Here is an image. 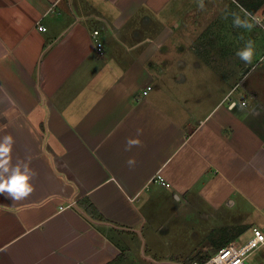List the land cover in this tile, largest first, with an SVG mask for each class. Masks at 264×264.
Here are the masks:
<instances>
[{
	"label": "crops",
	"instance_id": "0c3cea01",
	"mask_svg": "<svg viewBox=\"0 0 264 264\" xmlns=\"http://www.w3.org/2000/svg\"><path fill=\"white\" fill-rule=\"evenodd\" d=\"M193 29L225 43L207 49L223 62L217 95L180 97L156 80L176 71L170 40ZM256 31L264 0H0V138L37 174L26 199L0 194V264H161L150 248L171 204L174 227L192 215L210 248L264 232V101L235 94L251 74L228 53ZM129 138L139 144L126 150Z\"/></svg>",
	"mask_w": 264,
	"mask_h": 264
},
{
	"label": "rangeland",
	"instance_id": "374dc122",
	"mask_svg": "<svg viewBox=\"0 0 264 264\" xmlns=\"http://www.w3.org/2000/svg\"><path fill=\"white\" fill-rule=\"evenodd\" d=\"M233 11L239 12L236 6H233ZM243 12H245L246 14L245 9ZM238 18L242 22L249 21V19L246 17ZM235 20L236 18L234 19V21ZM234 25L237 26L235 22ZM214 30H221V27H218ZM192 31H194V29ZM256 32V34L245 33L244 35L240 34L238 36L236 34V37L240 39V42H236V45H234L235 49L230 50L228 53L230 54V59L234 58L237 65L243 64L245 62L240 60L237 57L236 53L245 47L246 42H254L255 54L253 56L252 63L248 65L249 67L247 66L248 74L251 75L246 76V78H248L247 80H239L240 82H238V90L235 94L260 93L264 101V47H261L264 46V38L263 36H261L262 33L258 31ZM195 34L196 31H194L192 34L190 33L186 35L184 38H180L181 41H183V44L179 43L177 36L170 40V46H176L175 52L170 55L171 57H174L173 59L176 61V71H179V73L181 74L184 73L187 81L183 84L176 83L175 80H173V76L176 71L172 70L168 71V74L165 76V78H161L162 76L156 74V80L159 86L162 87L163 91L169 90L172 93L174 92V94L176 93V95H179L180 97H207V95H217V92L215 93L214 91V87L218 86L216 85L217 78H214L212 71L215 70L214 64L220 63V65H222L223 62L222 59H220L219 62L218 60L212 61V57L210 55L212 53L208 52L207 49L209 44L219 43L220 45H222L225 43H222L221 37L215 35V39L218 40L217 43L215 40L207 37L206 32L204 33V37L206 36L205 43H201L198 39H196ZM258 35L261 36L263 40H258ZM174 47H172L171 49L174 50ZM218 54L220 56H224L226 54V51L220 52ZM183 61L186 62V65L180 63ZM167 206L168 205H166V210L163 214L165 218L158 219L156 221V224H159L161 226H168L169 232H165V236L160 240L163 243H161L158 239L156 241L152 240V242L156 244L150 248V252H152L151 255H159L158 260L161 261V264H165L167 259H169L167 257H175V259L177 260L175 262L176 264H191L190 261H192V259L193 261H199L195 256V250L199 248H203L202 257H204L206 260L215 255L219 248H210L211 244H209V241L204 238V233L208 232L209 230L208 227L206 228L204 222H200L194 217H191L192 215H189L187 213H179V226L177 225L174 227L173 222L175 221V217L167 212V210L172 211L173 205L171 204L168 207ZM178 208L176 210H178ZM211 230L214 231L215 237H219L221 235H229L225 229L219 227L211 228ZM161 232L162 231H160L159 233ZM147 235L150 237L153 236L152 233H148ZM250 238H244V240L247 239L248 241L250 240ZM246 264H264V246L253 251L250 257L247 259Z\"/></svg>",
	"mask_w": 264,
	"mask_h": 264
},
{
	"label": "clouds",
	"instance_id": "9594fccd",
	"mask_svg": "<svg viewBox=\"0 0 264 264\" xmlns=\"http://www.w3.org/2000/svg\"><path fill=\"white\" fill-rule=\"evenodd\" d=\"M203 8V4L200 5ZM237 26L251 28V24L242 22L239 18L234 21ZM255 54L253 41H248L245 47L239 50L236 55L245 63H252ZM139 133V130H138ZM14 138L11 135H5L0 138V194H7L14 201H21L29 197L34 191L32 180L37 175L36 172L29 167L24 161L12 163V152L14 146ZM139 144L138 140L129 138L126 142V150H130L132 146ZM133 163V161H129Z\"/></svg>",
	"mask_w": 264,
	"mask_h": 264
},
{
	"label": "built area",
	"instance_id": "2783aa9c",
	"mask_svg": "<svg viewBox=\"0 0 264 264\" xmlns=\"http://www.w3.org/2000/svg\"><path fill=\"white\" fill-rule=\"evenodd\" d=\"M43 29L42 27H40ZM98 31L94 32V38H96L97 50L99 53L103 52V44L97 40ZM152 86H148L142 92L143 96L148 95ZM245 104V103H244ZM232 106L235 103L231 104ZM253 235L250 240L240 244L230 243L221 249H219L215 255L211 256L210 259L205 262L192 261L191 264H246L247 259L257 250L259 247L264 245V232L259 229H253Z\"/></svg>",
	"mask_w": 264,
	"mask_h": 264
},
{
	"label": "trees",
	"instance_id": "16d2710c",
	"mask_svg": "<svg viewBox=\"0 0 264 264\" xmlns=\"http://www.w3.org/2000/svg\"><path fill=\"white\" fill-rule=\"evenodd\" d=\"M80 205L81 207L89 214V216L91 218H96V217H99V218H103L99 212H98V209L95 207V205H93L89 199H84L83 201L80 202ZM200 262H205L206 259L204 257L202 258H199L198 259ZM193 261V259H192ZM192 261H190V263H192Z\"/></svg>",
	"mask_w": 264,
	"mask_h": 264
}]
</instances>
